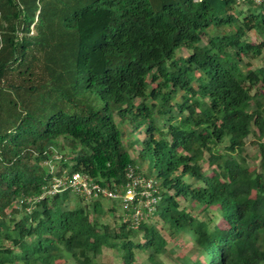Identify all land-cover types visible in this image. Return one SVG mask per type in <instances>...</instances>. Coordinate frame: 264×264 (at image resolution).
<instances>
[{"label": "trees", "instance_id": "trees-1", "mask_svg": "<svg viewBox=\"0 0 264 264\" xmlns=\"http://www.w3.org/2000/svg\"><path fill=\"white\" fill-rule=\"evenodd\" d=\"M13 6L0 34V94L18 109L0 121V264H97L98 247L118 264H264V2ZM129 167L159 188L136 228L102 199L41 197L64 169L121 192Z\"/></svg>", "mask_w": 264, "mask_h": 264}, {"label": "built area", "instance_id": "built-area-1", "mask_svg": "<svg viewBox=\"0 0 264 264\" xmlns=\"http://www.w3.org/2000/svg\"><path fill=\"white\" fill-rule=\"evenodd\" d=\"M237 5L243 3H253L259 5L264 0H234ZM49 171H54V166L47 164ZM126 182L121 188V192L110 190L100 186L90 177L80 172L69 173L65 169L59 175L52 178L49 185L45 186L41 197L70 192L81 197L85 201L97 199L118 200L124 212L126 220L136 228L141 221H145L155 211V206L159 201V188L157 182L152 177L136 172L129 167L126 171ZM40 198L35 199L39 201Z\"/></svg>", "mask_w": 264, "mask_h": 264}, {"label": "rangeland", "instance_id": "rangeland-1", "mask_svg": "<svg viewBox=\"0 0 264 264\" xmlns=\"http://www.w3.org/2000/svg\"><path fill=\"white\" fill-rule=\"evenodd\" d=\"M14 4H17L21 9L22 12L24 14H31L33 11V0H0V34L4 32L5 30V26L8 24V22L11 21L12 17L17 13L15 7L13 6ZM40 5L43 6L44 5V0H40ZM30 34H34V31H31ZM4 46V53H5V49H6V45H5V41L4 39L1 37L0 35V49ZM3 52H0V59L3 56ZM253 64H258L257 61L253 62ZM262 65H264V61L262 62ZM9 96V92L8 90H3L2 93L0 94V121L1 120H7L10 118L11 115H14L15 112L18 110H15L14 104L12 103L10 106L8 104H6V99H8ZM12 97V96H11ZM13 101H16L17 98L16 96L12 97ZM13 106V107H12ZM13 118H10L9 121H12ZM3 123L5 124V121H3ZM253 138L250 136L245 144V151L243 153L244 157L246 158V161L248 163L249 166L254 167L257 165V156H258V152H257V148L255 145L252 144ZM64 144V143H63ZM56 150L58 151V153L56 154L57 156L59 155H65L68 153V148L67 147H56ZM45 165L47 166V164L45 163ZM54 170L56 171H60V167H59V163L55 165ZM144 174V173H143ZM154 176V175H153ZM61 198H65L70 202V206H72L76 199L75 196L70 193V192H64L61 195ZM101 203L104 206V209H108L110 206L115 205L116 207V211H114V216L117 217L118 220H126V215L125 212L123 211L122 207L119 205V201L118 200H107V199H102ZM188 204V203H186ZM190 208H192L193 210H191L192 212L195 211V208L191 205H188ZM217 218V217H216ZM104 223H107L109 225H114L113 222V215L112 214H106V216L102 217L101 219ZM216 222L218 224H221V220L216 219ZM147 224L152 225L153 221L150 220L147 222ZM155 225V224H153ZM156 228L159 229V226L156 225ZM96 253H97V258L95 260V262L97 264H118L117 259L115 258V256L111 253L110 250H104L101 248H97L96 249ZM181 252H184L183 246L181 247ZM178 251V253L180 254L181 252ZM137 259L139 261H144L146 259V254L142 253V252H137ZM167 262V261H166ZM71 264V263H69Z\"/></svg>", "mask_w": 264, "mask_h": 264}]
</instances>
